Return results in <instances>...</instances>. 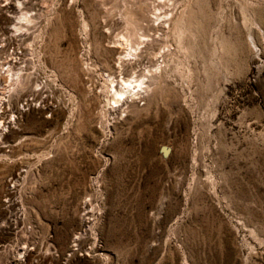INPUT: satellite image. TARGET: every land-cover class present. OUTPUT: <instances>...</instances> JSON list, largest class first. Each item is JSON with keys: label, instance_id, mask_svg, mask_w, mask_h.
<instances>
[{"label": "rangeland", "instance_id": "1", "mask_svg": "<svg viewBox=\"0 0 264 264\" xmlns=\"http://www.w3.org/2000/svg\"><path fill=\"white\" fill-rule=\"evenodd\" d=\"M184 2L0 0V264H264V0H191L186 49ZM127 12L163 67L136 109L106 93Z\"/></svg>", "mask_w": 264, "mask_h": 264}, {"label": "bare ground", "instance_id": "2", "mask_svg": "<svg viewBox=\"0 0 264 264\" xmlns=\"http://www.w3.org/2000/svg\"><path fill=\"white\" fill-rule=\"evenodd\" d=\"M190 1L191 0H185L184 6L177 12L174 26L171 28L176 35L179 44L184 48L188 47L185 43V38L194 35L193 29L189 26L187 18ZM137 16L135 13L127 12L123 17L122 20L124 21V27L126 26V32L119 33L113 45V47L117 48L119 54L117 59L118 64L115 66L116 64L114 63L112 66L110 63H107L108 65H106L107 67L105 69L107 72L106 93L109 96L108 104L111 105V102H113L115 104L114 106L119 108H124L126 106L127 109H136L139 104L138 102L136 103L134 99H131L133 97H139L140 101L145 102L144 104L148 103L149 99H151V93L154 91L153 86L155 85V77H157L156 75L159 70L161 72L163 70L161 65L153 70L154 66L149 64V55L151 54L150 46L153 42L151 43L152 34H150L149 26L146 23L149 21L147 19L148 16L144 14L140 17ZM31 22H33L31 14L28 12L22 13L18 17V22L15 24V27L20 30L24 27V23ZM86 22L87 21H84L85 30L87 26ZM15 62L17 61H14L13 63L2 62L0 65V78L5 77L4 83L2 82L3 86H0V112H2V105L5 102H9L11 105L10 99H7L5 95L7 89L16 87V85L22 83V80L24 79V69L16 68ZM131 74L134 75L132 76ZM120 76L122 77L119 79ZM8 79H10L11 82L9 87H7L6 84ZM36 85L41 86V83H36ZM5 113L4 110L1 113L2 115H0V131L3 132L7 130L8 125L6 123H16L17 120L15 115H13V118L10 116L8 121L5 120ZM3 132L1 134H3Z\"/></svg>", "mask_w": 264, "mask_h": 264}, {"label": "water", "instance_id": "3", "mask_svg": "<svg viewBox=\"0 0 264 264\" xmlns=\"http://www.w3.org/2000/svg\"><path fill=\"white\" fill-rule=\"evenodd\" d=\"M162 149L164 150V152H165V153H167V152H168V148H167V147L163 146V148H162Z\"/></svg>", "mask_w": 264, "mask_h": 264}, {"label": "built area", "instance_id": "4", "mask_svg": "<svg viewBox=\"0 0 264 264\" xmlns=\"http://www.w3.org/2000/svg\"><path fill=\"white\" fill-rule=\"evenodd\" d=\"M3 111H4V107H3V109H2V112H3ZM2 112H0V115H2V114H1Z\"/></svg>", "mask_w": 264, "mask_h": 264}]
</instances>
